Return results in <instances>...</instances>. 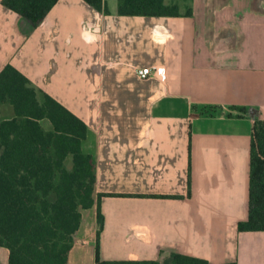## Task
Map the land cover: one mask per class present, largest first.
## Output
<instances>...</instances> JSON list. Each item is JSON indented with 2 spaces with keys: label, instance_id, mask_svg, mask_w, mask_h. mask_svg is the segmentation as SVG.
Listing matches in <instances>:
<instances>
[{
  "label": "crops",
  "instance_id": "crops-1",
  "mask_svg": "<svg viewBox=\"0 0 264 264\" xmlns=\"http://www.w3.org/2000/svg\"><path fill=\"white\" fill-rule=\"evenodd\" d=\"M2 1L0 73L12 65L86 124L95 198L111 195L99 239L95 205L67 264H97V243L101 262L177 253L264 264V230H238L249 216L253 123L264 120V0H164L177 17L59 0L34 29ZM144 67L165 76L142 79ZM13 116L1 105V120ZM0 264H9L2 246Z\"/></svg>",
  "mask_w": 264,
  "mask_h": 264
},
{
  "label": "trees",
  "instance_id": "trees-1",
  "mask_svg": "<svg viewBox=\"0 0 264 264\" xmlns=\"http://www.w3.org/2000/svg\"><path fill=\"white\" fill-rule=\"evenodd\" d=\"M59 0H3L2 4L36 28ZM109 14L104 0H84ZM122 16L177 17L178 6L164 0H118ZM191 12H187L190 15ZM14 116L1 120V105ZM244 116L247 109L233 107ZM50 122L47 131L42 121ZM86 124L12 65L0 73V246L9 250V264H67L82 222L81 210L98 207V239L104 227L101 198H95L96 169L85 154ZM71 160V167L67 162ZM191 180L189 177V195ZM240 232L264 230V120L252 128L249 216ZM97 264H209L177 253L159 260ZM225 264H237L225 263Z\"/></svg>",
  "mask_w": 264,
  "mask_h": 264
},
{
  "label": "rangeland",
  "instance_id": "rangeland-1",
  "mask_svg": "<svg viewBox=\"0 0 264 264\" xmlns=\"http://www.w3.org/2000/svg\"><path fill=\"white\" fill-rule=\"evenodd\" d=\"M46 123H49V122L46 121ZM67 165L69 167H71V160H69L67 162ZM81 212H82V217H83V226H82L81 232H79V233L81 236L87 238L91 234L90 233L91 232L90 226L92 225V222H94L95 218H96L95 211L92 210V208H91L89 210H81ZM74 242H75V239H74Z\"/></svg>",
  "mask_w": 264,
  "mask_h": 264
},
{
  "label": "built area",
  "instance_id": "built-area-1",
  "mask_svg": "<svg viewBox=\"0 0 264 264\" xmlns=\"http://www.w3.org/2000/svg\"><path fill=\"white\" fill-rule=\"evenodd\" d=\"M137 74L142 79H148L153 75L165 76V69L163 67H144L139 69Z\"/></svg>",
  "mask_w": 264,
  "mask_h": 264
}]
</instances>
